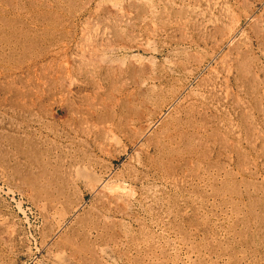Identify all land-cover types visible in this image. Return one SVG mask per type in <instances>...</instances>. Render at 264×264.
<instances>
[{
	"label": "rangeland",
	"instance_id": "obj_1",
	"mask_svg": "<svg viewBox=\"0 0 264 264\" xmlns=\"http://www.w3.org/2000/svg\"><path fill=\"white\" fill-rule=\"evenodd\" d=\"M0 264H264V0H0Z\"/></svg>",
	"mask_w": 264,
	"mask_h": 264
},
{
	"label": "bare ground",
	"instance_id": "obj_2",
	"mask_svg": "<svg viewBox=\"0 0 264 264\" xmlns=\"http://www.w3.org/2000/svg\"><path fill=\"white\" fill-rule=\"evenodd\" d=\"M140 1L142 4H153V0H135Z\"/></svg>",
	"mask_w": 264,
	"mask_h": 264
}]
</instances>
